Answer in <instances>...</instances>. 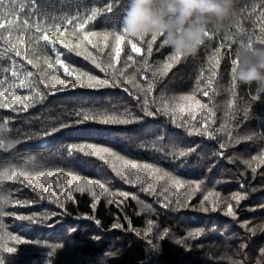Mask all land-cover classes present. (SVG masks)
I'll return each instance as SVG.
<instances>
[{"label": "trees", "instance_id": "trees-1", "mask_svg": "<svg viewBox=\"0 0 264 264\" xmlns=\"http://www.w3.org/2000/svg\"><path fill=\"white\" fill-rule=\"evenodd\" d=\"M32 3L0 0V24L4 25L0 28V54L8 50L7 57H0V91L11 86L14 78L4 68L15 61L22 74L33 73L40 91L50 93L27 111L15 102L12 106L17 111L0 107V124L3 118H10V137L19 141L11 150L0 148V171L3 166L19 171L46 164L22 177L23 184L0 179V196L30 201L10 204L6 211L35 213L33 221L0 217L3 264H230L225 252L234 258L246 253L245 264L264 261L259 252L264 247V92L239 84L232 73L238 48L249 43L264 46V2L238 0L232 23L210 32L195 57L177 60L160 40L150 37L133 40L142 52H131L126 42L129 38L119 25L128 0H35V9ZM108 4H114L110 12ZM93 7L100 9L96 18L79 29L78 23ZM93 32L96 35L89 36L90 44L83 36ZM44 33L72 50L63 44L53 49L40 39ZM117 35L125 37L119 57L115 53ZM15 51H20L23 59L15 56ZM56 51L78 73L109 79L110 83L115 74L118 86L89 87L86 76L64 77L62 70L49 67ZM128 55L133 60L129 61ZM141 60L147 61L146 71ZM61 79L69 83L61 85ZM72 82L83 87L72 88ZM61 87L63 91L56 90ZM13 90L20 96L29 94L28 89ZM204 91L209 95L204 96ZM134 96L140 98L139 105ZM145 98L150 110L160 109L158 115H144ZM3 103L7 101L0 97ZM125 108L143 118L128 123H104L98 118L99 113L121 117ZM205 119L209 135H189L181 126L188 120V127L199 128ZM62 122L67 126L42 135L49 125ZM222 141H227L224 148L219 147ZM67 143L93 144L111 151L100 156L67 155ZM180 149L186 151L184 157L175 155ZM37 153L41 155L35 162L25 159ZM125 161L134 162L137 168L127 170ZM41 170L53 174L40 176ZM116 172L136 183H126ZM72 175L99 180L105 187L84 186L78 191ZM168 191L171 196L165 200ZM120 192L130 195L123 197ZM237 193L243 197L238 202L234 199ZM229 205L234 218L228 215ZM200 228L204 231L196 235ZM10 236H20V242ZM241 239L246 247L238 249ZM182 240L187 242L181 251L175 241ZM225 240L230 247L226 248ZM57 243L63 247L47 257L50 245ZM7 247L15 251L9 253Z\"/></svg>", "mask_w": 264, "mask_h": 264}, {"label": "snow or ice", "instance_id": "snow-or-ice-1", "mask_svg": "<svg viewBox=\"0 0 264 264\" xmlns=\"http://www.w3.org/2000/svg\"><path fill=\"white\" fill-rule=\"evenodd\" d=\"M262 2H264V0H262ZM32 7L34 9L36 8L35 0H33ZM106 7H107V10L110 12L111 8L114 7V4H108ZM99 11H100V9L93 7L90 10L91 14L89 16H87L86 19H83V22L78 23V28L84 29L86 23L90 20L95 19ZM36 13L43 15V13L40 11V9H36ZM78 16H79V13H77L75 16H73L71 19H69L68 22L71 23L72 19H76ZM3 27H4V25L0 24V28H3ZM36 31L40 32L41 29L39 27H37ZM113 31H115V29H113ZM95 35H96V33H94V32L93 33H86L83 36V39L91 44L92 41L89 39V36H95ZM107 35L108 34L106 33L105 39H107ZM209 36H210V33H209ZM40 39L47 41V43L49 45H51L53 47V49H55L56 45L63 44L64 48L69 49V51L72 50L67 43L62 42L61 40H58V39H50L46 33L42 34L40 36ZM116 40H117V46L115 49V53H116V57H119L120 51H121V48L119 45L121 43L125 42V37L123 35H117ZM7 42H8L7 39H5V43H7ZM126 42H127V44H129L131 46L130 50L132 53L140 54L142 52V48L137 46V43L133 42L132 39H127ZM261 43H264V40H262ZM247 45L251 46L250 43ZM147 50H148V52H151V50H152L151 43H149ZM7 51L8 50L5 49L4 53L0 54V57H7ZM79 54L80 53L77 52V55H79ZM15 56L21 57L23 59L20 51H15ZM127 59L129 61H131V60H133V56L128 55ZM172 59L177 60V59H179V57H172ZM93 62L95 63V60H93ZM28 63L31 64L32 61L28 60ZM140 63L144 65V71H146L147 70V61L141 60ZM95 66L97 68H100L101 71L105 70L104 68L101 67V65L99 63H96ZM170 66L171 65H168V67H170ZM49 67L58 68L59 70H62L64 77H71V76L77 75L79 78V77H85L86 76L89 87L100 88V87L118 86L117 85V76L115 74L112 77V83H110L109 79H100L94 75H91V74H88L85 72H79L78 73L74 67H72L69 63H66L65 59L62 58V55L59 51H56L55 59L52 63L49 64ZM4 71L5 72L10 71L11 76L14 79L11 82V86L6 91H0V97H3L4 100L7 101V103L0 104V107L11 108L12 111H17V109L12 106V102H15V103L21 105L20 110L27 111V109L30 106H33L36 103H42L44 98L50 94L47 91H40L38 89L37 82L33 79V73L31 71H28V72L22 74L18 70L15 61H12V65L10 68H8V67L4 68ZM119 75L122 76L123 72L121 71L119 73ZM126 82L127 81H125V83ZM2 83L3 82L0 81V84H2ZM59 83L61 85H66L69 83V81L67 79H61L59 81ZM78 86L83 87V84L78 85L76 82L71 83L72 88H76ZM148 88L150 91L151 90V84L150 83L148 85ZM13 89H28L29 94L20 96L17 94V91H14ZM56 90L57 91H63L64 89H63V87H61V88L56 89ZM124 91L128 92L129 90H128V88L125 87ZM129 95H132V93L129 92ZM203 95L208 96L209 92L204 91ZM133 99H135L137 101L138 105L140 104V98L138 96H134ZM188 99H190V98H188ZM148 103H149V101L147 100V98H145V100L143 101V107L141 108V111L144 113V115L145 116L158 115L160 109H157L156 111H152L149 109ZM196 105H197V107H201L199 101L196 102ZM113 108L115 109V106H113ZM164 108H165V111H167V105H165ZM77 115H80V113H77ZM209 115H211V113H209ZM87 118H88V114L85 113V119H87ZM98 118L101 122H104V123H128V122H133V121H139L143 117L136 115L135 113L130 111L128 108H125V112L122 114L121 117H117L115 115L109 116V115H106L104 113H99ZM9 119L10 118H3V124L7 126L9 123ZM188 125H189V121L184 120L183 124L181 126L187 128L189 135H192L193 133H195V134L203 133L204 135H209V124L207 122V119H205L201 123L199 128L188 127ZM66 126H67L66 122H62L58 125H56V124L49 125L45 130H43L42 135L48 136V135L58 131L59 128L66 127ZM245 139H250V137H245ZM16 142H19V141L17 140ZM226 144H227V141H222V142H220L219 147L224 148L226 146ZM0 148H3L4 150H8L4 141H0ZM64 148H65V154H67V155H72L74 153H81L85 156H100L103 153H110V151H111L110 149H108L106 147H101V146H97V145H93V144L79 145V144H75V143H67L64 145ZM189 151H191V150H189ZM40 155H41L40 153H37L36 155L25 157V159L28 162L32 163V162H35L37 160V157ZM113 155H115V154L113 153ZM175 155H178L179 157H184L186 155V151L183 149H180L177 152H175ZM220 155H223V153H220ZM125 164H126L127 170H135L137 168V164H135L134 162L125 161ZM3 167H4V171H0V179L19 181L20 183L23 184V183H25V180L22 179V177H28L29 175L32 174L33 171H37L38 169H43L44 167H46V164L40 163V164L36 165V167L33 168L32 170H29L27 168H23V169H20L19 171H17V170L9 171L8 166H3ZM144 167L149 168L151 166L145 165ZM253 171H255V169H253ZM38 174L40 176H49V175H52L53 173H51L49 171H42L41 170V171H38ZM69 174H71V173H69ZM116 175L119 176L120 179L125 180L126 183H128V182H131L133 184L136 183V180L128 181L126 179L125 175L122 174L121 172H116ZM72 179H73V182L76 184L77 190L81 191V192L84 190V186H87L89 189H91V187L93 185L96 187H99L101 189H104V187H105L103 183H100L99 180H95V179H81L77 175H72ZM138 179H139V176H137V180ZM171 179H172V183H174L177 187H182V184L180 183V181L175 180L174 178H171ZM28 186L33 187V190H35V186L33 184H28ZM119 194L123 197H128L130 195L128 192H120ZM38 195H39V193H38ZM93 195L95 196V193H93ZM170 196H171V191H168L167 196H165V200H167L168 197H170ZM241 198H243V197L239 193L235 194V196H234V199H236L237 202ZM108 202L112 203L111 200H109ZM28 203H30V201H28V200H19V199L13 200L10 197L0 196V217L12 216L19 221H33L34 217H35V213H33L31 215H24V214H17L15 211L9 212V211L5 210L8 208V205H10V204L11 205H23V204H28ZM60 206L63 207L62 204ZM164 206L167 207V204L165 203ZM204 210L207 211L208 209H204ZM47 215L48 214L46 213L45 218H47ZM52 215H56V213H52ZM228 215L233 216V218L235 217V213H233L231 205H229V207H228ZM95 223L97 225H99L100 221L96 220ZM0 226H2V221H0ZM114 226L119 227V225H114ZM241 227L247 228V224H241ZM248 230L251 231V229H248ZM203 231H204V229L200 228L197 231L196 235H199ZM10 238L16 240L17 242H20V239H21L20 236H10ZM25 243H32V241H25ZM147 243L149 245L152 244L151 240L147 241ZM225 245H226V248L230 247V245L227 244V240H225ZM61 247H63V245L59 244V243L50 245L51 250H49L46 253V256L52 257L55 250L57 248H61ZM244 247H246V243L241 239V242L238 245V249H243ZM6 251L9 253H12L15 251V249L13 247H7ZM69 251H71V245L69 247ZM233 251H236V250H233ZM259 252H260L261 256L264 257V247H261L259 249ZM224 258L228 259L230 261V264H245V261L247 259V254L245 253L244 257H241V258H234L233 256H229L227 254V252H225ZM0 264H3L2 260H0ZM46 264H50V262L46 261ZM257 264H260L259 259L257 260Z\"/></svg>", "mask_w": 264, "mask_h": 264}, {"label": "clouds", "instance_id": "clouds-1", "mask_svg": "<svg viewBox=\"0 0 264 264\" xmlns=\"http://www.w3.org/2000/svg\"><path fill=\"white\" fill-rule=\"evenodd\" d=\"M238 0H128L119 25L135 41L150 37L171 50L174 57H195L214 29L232 23ZM232 68L234 79L242 85L264 92V46L243 45L237 49ZM0 141L11 150L16 141L10 129L0 124ZM260 264H264L261 261Z\"/></svg>", "mask_w": 264, "mask_h": 264}, {"label": "rangeland", "instance_id": "rangeland-1", "mask_svg": "<svg viewBox=\"0 0 264 264\" xmlns=\"http://www.w3.org/2000/svg\"><path fill=\"white\" fill-rule=\"evenodd\" d=\"M41 184H47V185H50L48 183H41ZM187 241L185 240H182V241H175V245L176 247H178V249H180L181 251L184 249V245L186 244ZM200 253V252H199Z\"/></svg>", "mask_w": 264, "mask_h": 264}]
</instances>
